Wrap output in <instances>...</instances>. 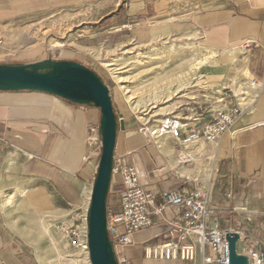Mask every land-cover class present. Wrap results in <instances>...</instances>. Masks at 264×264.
<instances>
[{
	"label": "crops",
	"instance_id": "1",
	"mask_svg": "<svg viewBox=\"0 0 264 264\" xmlns=\"http://www.w3.org/2000/svg\"><path fill=\"white\" fill-rule=\"evenodd\" d=\"M9 2L15 4L13 10L17 14H33L52 6L55 9L97 0ZM130 3L127 8L120 0L118 8L102 18L99 26L111 22L110 30L118 33L119 43L131 38L140 46H150L180 38L214 52L215 64L199 74L194 80L196 86L202 78L215 86L226 81L232 56L241 59L242 44L254 42L248 67L263 84V92L256 109L236 124V128L243 129L241 133L236 137L224 136L218 146L202 143L199 148H190L192 161L179 165L174 143L165 141L157 148L147 130L135 124L134 117L123 114L125 130L118 132L115 155L137 170L141 184L158 202L167 191L194 189L193 180L199 178L209 190L214 219L223 228L239 232L243 239L264 238V0H199L201 11L190 18L175 9L177 0H130ZM29 5L34 7L29 9ZM100 119L101 112L94 106L74 104L44 93L0 92V184L7 185L8 178L22 169V162L18 161L20 166L9 163L11 155L28 158L25 168L45 182L49 190L56 191L69 212L78 213L88 204L97 176L84 158L89 130L99 126ZM209 120L207 115L196 124L203 126ZM123 190L120 175L113 174L108 209L120 208ZM24 194L25 190H20L17 196ZM4 195L10 194L0 191V212ZM36 197L40 199L39 194ZM153 220L154 226L137 233L121 255L132 264H187L146 258V245L163 243L171 224L181 223L182 215L167 207ZM0 264H40L33 247L1 218Z\"/></svg>",
	"mask_w": 264,
	"mask_h": 264
},
{
	"label": "rangeland",
	"instance_id": "2",
	"mask_svg": "<svg viewBox=\"0 0 264 264\" xmlns=\"http://www.w3.org/2000/svg\"><path fill=\"white\" fill-rule=\"evenodd\" d=\"M119 1L97 0L91 4L60 5L55 9L52 6L43 12L17 14L13 10L15 4L0 0V40L3 41L0 65L46 61L81 64L95 72L108 87L118 121L123 120V114L131 115L135 124L145 128L148 134L151 122L146 124V121L152 116L158 119L171 111L177 115L186 114L187 106L195 107L196 103H203L205 109L216 104L215 90H200L205 83L211 85V82L206 78L198 79L196 86L194 81L202 71L206 73L215 64V53L180 38L161 40L150 46H140L131 38L119 43L118 33L110 30L111 22L99 26L102 18L118 8ZM130 4V0H121L124 7ZM173 6L188 18L201 11L199 0H177ZM57 43H62L63 47L55 46ZM119 56L124 58V63H135L132 76L136 79L130 87L136 92V101L141 102L138 109L128 101V95L104 66L105 61ZM235 59L242 58L232 56V62ZM234 65L231 63L228 77L234 72ZM237 65L240 67L241 63ZM152 105L158 108L149 107ZM147 106L149 110L143 108ZM16 157L11 155L9 163L20 166L18 161L22 162V169H15L7 185L0 184V191L9 196L15 192L17 196L20 190H25V196H17L12 207L1 206V220L33 247L40 264H90L87 255L82 257L78 250L71 248L64 235L63 226H71L66 224L71 214L68 206L58 199L56 191L49 190L45 182L25 168L28 158ZM36 188H39L38 193ZM86 208L87 203L78 213L82 215ZM242 247L239 242L238 251Z\"/></svg>",
	"mask_w": 264,
	"mask_h": 264
},
{
	"label": "built area",
	"instance_id": "3",
	"mask_svg": "<svg viewBox=\"0 0 264 264\" xmlns=\"http://www.w3.org/2000/svg\"><path fill=\"white\" fill-rule=\"evenodd\" d=\"M0 45H3L2 40ZM241 47L242 59L232 62L235 69L230 77L218 86L205 83L200 88L201 91L215 90L217 105L205 109L203 103H196L195 107L187 106L186 114L177 115L171 111L160 115L158 119L152 116L146 121V124L151 122L148 131L157 148L160 149L165 141L174 143L179 165L192 161L190 148H199L202 143L218 146L224 136L236 137L243 131L242 128H236V124L256 109L263 84L253 77L248 67V57L254 42L246 41ZM240 63V67H237ZM206 115L210 116V120L198 126L196 123L201 122ZM102 147L100 125L92 126L84 161L95 169L96 175ZM113 174L120 175L124 189L120 208L108 209L107 215L108 234L118 264H132L121 255V251L132 244L137 233L151 229L154 216L162 215L167 207L181 213L182 222L171 224V230L164 236L163 243L146 245V258L187 264H230L227 236L235 231L223 228L214 219L215 211L209 207V190L199 178L193 180L196 184L194 189L183 187L167 191L161 195V202H158L156 196L141 184L137 170L126 165L120 156H114ZM90 204L91 198L82 215L70 214L67 224L71 226H63V232L70 241V247L78 250L82 257L87 255L91 264L88 221ZM240 243L243 247L238 253L248 258V264H264V238L243 239L241 236Z\"/></svg>",
	"mask_w": 264,
	"mask_h": 264
},
{
	"label": "water",
	"instance_id": "4",
	"mask_svg": "<svg viewBox=\"0 0 264 264\" xmlns=\"http://www.w3.org/2000/svg\"><path fill=\"white\" fill-rule=\"evenodd\" d=\"M0 92L44 93L100 110L103 147L89 210L90 261L91 264H118L107 229V202L117 135L119 129L125 130V123L117 119L108 87L95 72L81 64L46 61L28 65H0ZM227 240L230 264H248V258L238 253L240 234L231 233Z\"/></svg>",
	"mask_w": 264,
	"mask_h": 264
},
{
	"label": "bare ground",
	"instance_id": "5",
	"mask_svg": "<svg viewBox=\"0 0 264 264\" xmlns=\"http://www.w3.org/2000/svg\"><path fill=\"white\" fill-rule=\"evenodd\" d=\"M55 46L63 47L62 43H57ZM154 50H155V48L153 49V51ZM140 54L141 53H139L137 55H140ZM123 61H124L123 57H120V56L114 57L111 60L105 61L104 66L109 69V71L112 73V75H114V78L116 79L117 83L119 85H121V89L124 90L125 94L128 95V101L131 102L133 105H135V108L138 109L141 105V102L136 101V99L138 98L136 96V92L133 90V88L130 87L132 84H134L135 79H136V76H132V72L135 68L134 67L135 65H133V64H135V63L134 62L124 63ZM139 61H142V59H139ZM169 99L172 100L171 98H169ZM169 99H168V101H169ZM149 107L158 108L156 105H152ZM149 107L147 106V108L146 107H143V108H145L146 110H149L150 109ZM16 199H17L16 194L9 196V197L4 195L3 199H1V204L4 207H9V206L12 207V206H14V204H16Z\"/></svg>",
	"mask_w": 264,
	"mask_h": 264
}]
</instances>
